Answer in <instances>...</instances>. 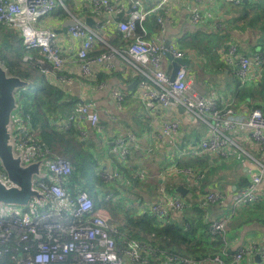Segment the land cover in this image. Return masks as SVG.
<instances>
[{
  "label": "built area",
  "instance_id": "built-area-1",
  "mask_svg": "<svg viewBox=\"0 0 264 264\" xmlns=\"http://www.w3.org/2000/svg\"><path fill=\"white\" fill-rule=\"evenodd\" d=\"M170 1L172 0H159L158 5L148 9L140 8L136 2L129 17L117 22L118 30L129 43L123 51L114 52L130 61H138L145 55L149 57L148 69L137 67V71L142 75V96L151 100L148 104L150 107H155L153 100H157L165 109L171 108L175 111L173 116L162 121L155 131L157 142L168 147V158H173L175 154L210 156L212 159L224 161L247 157L245 167L250 174L247 185L236 188L231 193L217 187H211L205 193L199 192L198 199L203 205L223 202L230 195L231 209L235 212L243 205L264 198V192L259 189V185L264 181V112L260 108H253L241 113L231 104H222L217 97H207L194 88L185 65H180L174 80H171V69L164 64L167 54L178 58L187 57V54L175 45L166 47L163 41L147 38L145 34H139L137 31L139 24L152 16L156 17L161 31H165ZM92 2L95 7L104 9L107 13H112L115 8L112 0ZM59 6L67 9L63 0H0V23L19 32L28 52L25 56L34 58L33 51L42 56L38 62L42 66L48 65L47 74L61 71L66 59L58 32L54 29L38 28L36 25ZM72 17L68 33L72 39L80 41L77 59L80 61L81 73L90 76L97 66L111 68L113 64L110 59L113 53L90 55L97 42L102 40L99 30L104 29V25L97 23L94 28L73 15ZM191 20L194 23L202 21L198 7L191 8ZM228 62L232 65L238 64L239 74L244 80L249 78L253 70L258 75L264 73L262 50L251 54L240 53L237 45L231 44ZM112 95L117 105L122 106L125 94L115 88ZM179 106H183L199 122L208 126L205 136L183 150L178 146L184 126ZM106 114L109 115L107 111ZM85 122L92 127H98L100 124L99 111L87 101L82 102L68 117L58 119L56 124L67 130L77 129L79 135L85 139L88 137V131L83 128ZM18 125L14 144L22 151L21 159L24 158V162L29 164L38 163L37 160L44 154H51L47 171L53 180H38L42 194L47 200H38L33 196L29 210L13 209L8 215L0 214V264H211L208 260L197 262L191 257L164 255L151 244L126 237L113 221L112 214L103 207H96L94 198L83 185H76L72 190L70 179L73 175V165L69 158L51 151L47 146H41L36 137L25 129L24 123ZM245 131H248L252 145L261 150L262 160L252 156L235 140L234 136ZM138 149V139L133 133L117 136L112 147L118 161L122 163L127 162L131 153ZM171 150L176 153H171ZM98 174L105 182H114L121 176L118 169L109 171L103 168ZM178 174L184 175L190 185L197 184L204 175L195 167L179 166L177 161L164 168L163 175ZM136 175L143 179L147 173L144 169H139ZM103 195L105 200L117 199L120 196L107 192ZM190 203L192 201L169 195L161 187L148 212L157 220H164L169 218L172 211H184ZM229 223L230 217L227 216L212 218L208 224L210 236L213 239L218 236L225 237ZM254 254H259L264 264V250L258 252L257 245L239 246L233 253V263L241 264L243 259L247 256L253 257ZM211 260L215 264H225L220 255Z\"/></svg>",
  "mask_w": 264,
  "mask_h": 264
},
{
  "label": "crops",
  "instance_id": "crops-1",
  "mask_svg": "<svg viewBox=\"0 0 264 264\" xmlns=\"http://www.w3.org/2000/svg\"><path fill=\"white\" fill-rule=\"evenodd\" d=\"M112 1L115 8L112 13H107L104 9L95 7L92 0H71L70 8L67 7V11L70 14L69 17H62L59 10L55 9L52 13L42 18L39 23H37L36 26L38 28L54 29L58 32L59 41L63 49V55L66 59L64 68L61 71L47 74L46 69L48 68V65L45 64L42 66L39 64L38 59H40L42 56L37 51H33L32 54H34V58L32 59L28 58V56H25L26 60H29L30 63L36 65L42 71L48 82L57 85L67 94L78 97L75 110L82 102L87 101L91 102L94 108L99 111L100 124L98 127H92L87 122L83 124V128L88 131L87 138L83 139L81 135H79V131L75 129L78 131V138L84 141L83 143H87L86 151H90L94 155L99 171H101L103 168L109 170V168L112 167V171H114V169H118L120 172L118 164H121L124 166L123 168L130 167L131 175L134 177V179H138V181L141 183L147 178L158 179L157 183L153 187V190L149 184L133 185L128 178L126 179V177L122 178L120 176V178L114 182H105L101 179L103 182L111 183L117 186V188H121L123 191L118 193L120 195L119 198H111L109 200L104 199L103 193H105V191L100 190L99 187L96 188V193L99 195L101 201H110L114 199L115 202H124V200H127L130 196L132 201H144L146 205H144V202H140V204H143V207L140 208L138 212L141 214L147 212L155 220L156 225L168 223L172 221V219L178 221L181 213H187L191 210H199L201 213H203V219L207 225L212 218H220L224 216L230 217L229 230L225 236L226 245L229 248H232L234 251L241 245H257L258 252L263 251L264 222L257 220L256 214L253 215L254 220L247 222L249 218L246 212L247 208L253 204L264 201V198L243 205L235 212H233L231 209L230 195L225 200H223V202L216 201L206 203L204 205L198 199L199 192L205 193L211 187H217L219 189L225 190L227 193L233 192L237 188L234 183H236L241 176H247L249 183L250 174L245 167V159L247 158L246 156H243L241 159L226 161L229 167L224 171L226 174H228V176L224 179L211 178L209 174L210 167L204 164H195L192 166L189 165V167H195L204 174L195 185H190L182 174L163 175L164 168L167 165H171L174 163V161H177L179 165V162L185 160L189 155H176V152L171 150L170 152L174 153L175 155L173 158L171 157L172 159L168 158L167 145L157 142L155 137V131L158 129L162 121L170 119L175 111L171 108L165 109L157 100H153L155 107H150L148 104L151 102V100H146L142 96L143 90L140 87L142 75L140 78H138V75L141 73L137 71V67L148 69V62L150 60L149 57L145 55L140 57L138 61H130L114 52V50L123 51L125 48L120 49L109 42V39L113 38L114 32L118 30L117 22L119 20H126L129 17L130 11L136 2H138L136 5H139L140 8L148 9L158 5L159 0ZM257 2H259V0H239L238 2L229 0H202L201 2L196 0H172L168 5L169 18L166 23L165 31H161L160 24L157 22V20L156 24L160 28L159 32L154 30L152 33H150V29L147 28V26L145 28L144 25L143 29L145 32L147 31V38L159 39L164 43L170 40V44L175 45L178 49L184 51L187 54V58L191 59L193 62V65L189 67L187 66L189 77L197 91L206 94L209 98L217 97L222 104H231L235 106V108L241 113H245L254 107L260 108L264 112V93H260L255 90L261 85L260 83H262L261 80L264 73L258 75V73L253 70L249 78L244 80L239 74L238 64L232 65L228 62L229 47L226 53L221 57L225 63L218 65L220 60V58H218L217 65L211 68L208 64V60L206 59L207 50L202 53L201 51H197L195 49L185 47L181 48L179 46L181 45V41L183 39L188 38L190 41L192 40L195 33L200 31L221 32L223 29L230 27L233 35L237 36L236 41H238L241 46L237 44V42H231L229 46L231 44H236L238 51L246 54H251L254 51H257L259 49L257 47L261 45V39L258 38V33H253L255 30H247V28H251L247 25L252 19V16H254L253 14L256 12V9L254 8L257 6ZM193 7H198L202 14V21L200 23H194L191 20V8ZM72 15L84 23H87L86 19L90 18L91 22L93 23V26L90 27L95 28L97 23L104 25V29L99 30L102 40L97 42L95 48L90 52V55L98 56L93 54L94 50L98 47L99 43L105 44L110 48V50L103 52L102 54L113 53L110 59L111 63L113 64L111 68L97 66L94 68V71L90 76H85L81 73L80 61L77 59V50L80 46V41L74 40L70 37L68 28L65 30L66 23L68 21H71L72 23ZM153 18L154 16L149 17V19ZM5 27L13 29L7 25ZM232 27L236 28L237 30H233ZM13 30H15V32L20 36L16 29ZM127 45L128 42L126 46ZM253 47L256 48L253 49ZM164 64L167 68L170 67L172 71L173 62L171 59L167 57ZM234 74L239 76V81L235 79ZM7 78L13 79L14 77L10 76ZM19 83L23 84L21 81H19ZM115 88H119L125 94V100L123 101L122 106L117 105L116 99L112 95V91ZM69 100L70 96L64 97L56 105L58 107H63L64 102H69ZM1 102L2 96L0 93V112L2 108ZM24 111H26L27 118L28 114H30V118H28V120H30L32 118V111L28 109ZM106 111L109 113V115L106 114ZM142 111L147 113V118L150 121L143 119L144 117L142 116ZM54 115L56 116L48 114V122L51 126H54L59 131L68 132L71 130L63 129L56 124L58 119L66 118L69 115L66 114V116H63V114H60L59 112H56ZM16 116H18L17 112L14 114L13 123L8 124L5 128L6 133H12V136H14L13 139H15L17 128H19L18 124H21V119H18L17 121ZM182 116L184 126L182 127V131L179 136L178 146L180 147V145L185 144V147H180L181 150L186 149L191 144H194V139L198 138V140H200L207 134L208 130V128L205 129L200 127V122L194 117L193 114L185 111L182 113ZM32 125L33 127L37 126V123L34 121V124L32 122ZM148 125L151 128V131L149 132L147 128ZM25 127L29 133L34 135L33 131L31 130V124L30 126H26L25 124ZM127 133H133L137 137L139 149L131 153L127 162L122 163L118 161L115 153L112 151V147L114 145V139L117 136L126 135ZM234 138L252 156L256 157L258 160L263 159L261 150L252 145L250 142L248 138V131L242 132L238 136H234ZM32 145L35 148V142H33ZM46 146L50 149L47 144H44V147ZM15 149L18 151L17 155L22 158V151L18 150L16 147ZM22 150L25 152L24 149ZM30 150L31 148L29 151ZM50 150L53 151L52 149ZM158 152L161 153L160 159H156ZM51 157V154H44L42 159H44L45 162L42 165L39 164L41 170L44 169V171L47 173V176L45 175L43 178V180L46 181L53 180L47 171V163ZM175 157L177 158L175 159ZM189 157L191 159L208 158L210 159L213 166H218L224 161L216 158L212 159L210 156L198 157L189 155ZM30 164L36 166L38 165L37 163ZM133 164L135 166H133ZM144 165H146V167H144ZM139 169H144L146 171L147 176L145 178L140 179L137 177L136 171ZM173 180H179L180 183L178 185L184 184L189 188V192L186 196H183L176 191L178 185L174 190L169 189V184H171ZM76 185L82 186L81 184L71 183L72 190L75 189ZM161 187L164 188L169 195L173 197L184 198L186 201H192V203H190V206L184 211H172L169 218L157 220V218L153 217L148 212V210L151 203L155 201L159 195V188ZM125 189L130 190L129 193L133 192L144 198L138 200L136 199V196L133 197L132 194L129 196L126 194ZM259 189L261 192H264V181L259 185ZM10 191H15L21 195L24 193L22 186ZM107 193L118 195L114 194L113 192ZM33 196L36 195H31L26 201H18L15 202L14 205L10 206L1 205L0 203V214L8 215L13 209H19L21 211L29 210L31 202L30 200ZM41 199L38 198V200ZM230 209L231 211L229 212ZM194 215L196 218H198V214L193 213L192 219H194ZM211 239L214 240L212 237ZM224 256L226 259L229 258V255L227 254H224ZM225 258L223 259L225 260ZM251 258H255L258 264H262V261H259L256 258V254H254L253 257L247 256L244 262L246 264H250L252 260ZM204 260H208L211 262V264H215L211 259Z\"/></svg>",
  "mask_w": 264,
  "mask_h": 264
},
{
  "label": "trees",
  "instance_id": "trees-1",
  "mask_svg": "<svg viewBox=\"0 0 264 264\" xmlns=\"http://www.w3.org/2000/svg\"><path fill=\"white\" fill-rule=\"evenodd\" d=\"M63 2L67 7L70 8L71 0H63ZM57 9L59 10L62 17L70 16L67 9L63 6H59ZM254 9H256V12L253 14L254 16H252V19L247 25L251 28H247V30H255L253 33H258V38L261 39L260 44L264 47V0H259V2H257V6ZM156 23V17L153 19L147 18L142 24H139L137 31L139 34H145L147 36V31L145 32L143 30L144 26L145 28L147 26V28L150 29V33H152L154 30L159 32L160 28ZM232 28L233 30H237L234 27ZM236 37L237 36L233 35L231 32L230 27L223 29L221 32L200 31L195 33L192 40L190 41L188 38L183 39L181 41V45L179 46L181 48L185 47L195 49L197 51H201L202 53L207 50L206 59L208 60L210 67L213 68L215 65H217L218 58H220L218 65L225 63L221 57L226 53L229 44L231 42H236ZM2 40H5L7 44L3 43V46H0V67L6 74V77H14L23 83L12 86L11 92L16 93L18 90H22L21 96L24 97L21 98L22 103L18 104V109L23 105V110L28 109L32 111V118L29 120V123L26 126H30L31 124V130L36 137V141L42 146L47 144L54 152L64 156L67 154V152L70 154L69 157H66L69 158L73 165V175L70 179L72 184L77 183L84 185V187L90 193L91 190L94 192L97 187H99L100 190L105 192H113L114 194H118L123 191L121 188H117V186L113 184L103 182L98 177H95L94 180H89L88 177L85 178V170L88 161V155L86 151L87 143H83L84 141L78 138V131L75 129H71L68 132L59 131L54 126H51L48 122V114L56 116L54 114L59 112L60 114H63V116H66V114L70 115L75 110L78 97L67 94L57 85L48 82L42 71L36 65L30 63L29 60L25 59L27 50L23 44L22 38L15 32V30L9 29L0 23V41ZM109 42L115 47L124 49L126 48L125 46L127 42L129 43V40L125 39L123 35L118 30H116L114 32L113 38L109 39ZM109 50L110 48L105 44L99 43L93 54L100 55L103 52H107ZM140 76L141 74L138 75V78H140ZM234 76L235 79L239 81V76L236 74H234ZM261 81V85L255 90L260 93H264V74ZM67 96H70L69 102H64L63 107H58L56 104L62 98ZM15 111L16 110L11 113L8 124L13 123ZM146 119L150 121L148 118ZM34 121L37 123V126L33 127L32 122L34 124ZM147 128L148 132L151 131L149 125ZM197 141H199L198 138L194 139V143ZM180 147L184 148L185 144L180 145ZM176 158L177 157H175V159ZM94 161L97 164V161ZM195 164L208 165L210 167L209 174L211 178L224 179L228 176V174L224 172L229 167L226 161L221 162L218 166H213L210 159L208 158L191 159L188 155L185 160L179 162L180 166H192ZM118 166L121 172V177H126V179L128 178L133 185L149 184L153 190V187L157 183V178H147L141 183L138 181V179H134V177L131 175L130 167L123 168L124 166L121 164H118ZM133 166L135 165L133 164ZM148 179L150 180L147 181ZM179 183V180H173L171 184H169V189L174 190ZM234 184L237 188L243 187L248 184V177L241 176L240 179H238V181ZM129 191L130 190L125 189L126 194L129 196L132 194V196H136V199L138 200L144 198L139 194L133 192L129 193ZM124 201H129L135 203L136 205L140 204V202H144L132 201L131 196ZM123 203L124 202L122 201L115 202L112 200L100 202L95 201L96 207H103L111 212L113 221L118 224L121 232H123L126 237L135 240H142L147 244H151L157 248L161 254L191 257L197 262L204 259H213L216 255H220L225 258V251L226 254L229 255V258H225L224 260L225 264H234V250L226 245V237L218 236L216 239L212 240L209 236V232L207 231L208 225L203 219V213H201L199 210H191L188 211L189 213H181L178 221L172 219V221L168 223L156 225L155 220L147 212L141 214L136 210L134 215L124 213L122 209ZM263 212L264 201L251 205L249 208H247L246 213L248 215L245 214L249 218L247 222L254 220L253 215L255 214L257 220L264 222ZM193 213L198 214V218H196L194 215V219H192ZM125 217L129 218V220L133 222V228L128 226ZM123 220H125L126 223L123 222ZM244 260L245 259H243L241 264H246ZM250 264L258 263L256 262V259L253 258Z\"/></svg>",
  "mask_w": 264,
  "mask_h": 264
},
{
  "label": "rangeland",
  "instance_id": "rangeland-1",
  "mask_svg": "<svg viewBox=\"0 0 264 264\" xmlns=\"http://www.w3.org/2000/svg\"><path fill=\"white\" fill-rule=\"evenodd\" d=\"M3 43L5 44L6 41L5 40L0 41V46H3ZM237 44H239V43L237 42ZM261 47H262V50L264 49L263 45H259L257 47V48H259L257 51L261 50ZM255 48L253 47V49H255ZM5 76H6V74H5ZM10 91H11V89H10ZM21 93H22V90H18L16 93H12L11 92L12 98H13V103H14V108L12 109V112L14 110H16L14 112V114L16 112L18 113V116H16V119L17 120L18 119H21V123L24 122L26 125H28L29 120H28V118L26 116V111L23 110V105H22V107H20L18 109V104L19 103H22V99L21 98L24 97V96H21ZM142 116L144 117L143 119H146L147 118V113L145 111H142ZM200 127L201 128H205V129L208 128V126L206 124H204L203 122H200ZM13 137L14 136H12V133H4V144H5V147L11 153L12 158H13V161L17 162V166H19L21 169H28V168H30L33 165L25 163L26 162L25 159L23 158L21 160L20 156L17 155L18 151L15 149ZM69 155L70 154L67 152V154L65 156L69 157ZM87 155H88V161H87L86 170H85V178L88 177L89 180H94L95 177H98L99 178V174H98L99 168L97 167V164L94 161L95 158H94V155L92 154V152H90V151L87 152ZM160 157H161V153L158 152L157 155H156V159H160ZM37 162H38L37 163L38 164L37 165L38 169L33 173V176L31 177V181L33 183V189L37 193L36 194V197L37 198H39V199L42 198V199H46L47 200L46 197L42 196L41 188L38 185V180H42L43 177H45V175L47 176L46 171H44V169L41 170L40 165H39V164L42 165L45 161H44V159L41 158L40 160H37ZM32 164H34V163H32ZM144 167H146V165H144ZM109 170L112 171L113 168L110 167ZM100 180H101V178H100ZM19 187H20L19 181L9 172V170L5 166L4 161H3V159H2V157L0 155V188L2 190H4V191H6V190L10 191V190H13V189H17ZM90 194L94 198L95 201L100 202V197L96 193V191L93 192L91 190V193ZM191 194H192V192H191ZM112 200L115 201L114 199H112ZM0 201H1L0 202L1 205H6V206L14 205L15 202H18V200H0ZM128 202L129 201H124L123 207H122L123 212L126 213V214L128 213V214L134 215L136 210L138 211L140 208L143 207V204H137L136 205L135 203H132V202H129L128 203ZM144 205H146L145 202H144ZM230 211H231V209L229 210V212ZM125 218H126V221H127L128 226L130 228H133V224H132L133 222H131L129 220V218H127V217H125ZM126 221L123 220V222H125V223H126ZM140 235H141V233H140ZM139 241H142V240H139Z\"/></svg>",
  "mask_w": 264,
  "mask_h": 264
},
{
  "label": "water",
  "instance_id": "water-1",
  "mask_svg": "<svg viewBox=\"0 0 264 264\" xmlns=\"http://www.w3.org/2000/svg\"><path fill=\"white\" fill-rule=\"evenodd\" d=\"M86 20L89 26H93V23L91 22L90 18ZM70 24L71 21H68L66 23L65 30H67ZM170 42L171 41L168 40L165 43V46L168 47ZM167 57L173 62V68L170 74V78L172 81L174 80L176 72L179 70L180 65H185L188 67L193 65L192 60L187 57L178 58L172 56L170 53L167 54ZM19 84V80H16L15 78H7L0 67V93L2 96V108L0 112V155L4 161L5 166L7 167L9 172L19 181L20 186H22L24 192L21 195L16 193L15 191H4L0 188V200L26 201L31 195L36 193L33 189L31 177L33 176V173L38 169V167L36 165H33L28 169H21L19 166H17V162L13 161L11 153L9 152V150H7L4 144V133H6L5 128L9 123L10 115L12 113V109L14 108L13 98L10 89L12 88V86H16ZM179 111L183 113L186 110L183 106H179ZM176 191L179 192L181 195L186 196L189 192V188L184 184H180L177 186ZM256 258L261 261V257L259 254L256 255Z\"/></svg>",
  "mask_w": 264,
  "mask_h": 264
}]
</instances>
